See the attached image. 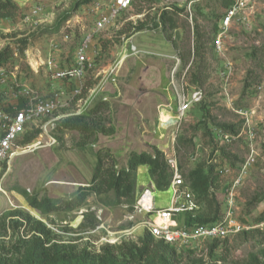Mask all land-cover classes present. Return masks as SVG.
Returning <instances> with one entry per match:
<instances>
[{"label":"rangeland","instance_id":"1","mask_svg":"<svg viewBox=\"0 0 264 264\" xmlns=\"http://www.w3.org/2000/svg\"><path fill=\"white\" fill-rule=\"evenodd\" d=\"M14 1L16 16L0 18V51L7 46L14 51L0 67L6 77L3 89L11 94L19 84L42 97L55 91L66 95L58 110L28 128L27 134L35 137L27 147L0 163V262L30 264V259L45 256L60 258V264H262L264 0H252L246 17L235 19L222 35L221 50L217 40L228 8L224 0H133L131 9L95 35L90 53L94 66L81 81L56 80L52 70L74 63L82 38L94 26L90 11L94 0ZM164 12L176 20V28L168 21L160 25ZM23 40L27 45L21 51ZM196 90L201 99L191 101ZM8 95L3 93V101ZM182 101L188 106L183 118L161 124L164 107L170 104L176 110ZM75 116L87 124V131L65 126ZM225 126H234V131ZM219 128L235 138L221 143L215 137ZM248 130L255 133L252 141ZM251 146L256 160L234 196L236 217L246 228L227 238L196 241L178 249L166 263L160 253L154 262L147 259L153 248L143 240L144 216L137 213L135 199L131 203L122 199L117 205L102 201L114 194L115 177L127 168L132 154L163 157L171 171L173 156L200 214L209 213L214 196L222 219L228 189L242 174ZM99 154L104 158L102 171L108 175L105 193L91 195L81 207L42 215L18 195L26 191L39 199L69 198L79 185L90 184ZM212 165H227L231 173L217 175L208 192L200 194L190 176L208 173ZM136 177L138 190L142 184L151 185L149 166H140ZM154 195L166 206L174 192L155 187ZM14 210L30 212L49 228L51 237L14 230L10 227Z\"/></svg>","mask_w":264,"mask_h":264},{"label":"built area","instance_id":"2","mask_svg":"<svg viewBox=\"0 0 264 264\" xmlns=\"http://www.w3.org/2000/svg\"><path fill=\"white\" fill-rule=\"evenodd\" d=\"M132 6L133 0H94L90 8L91 13L95 16L92 30L82 38V42L76 50L74 63L70 67L53 69L52 78L64 81H81L86 76L87 71L94 66L90 53L97 32L113 25L117 18L131 9ZM252 6V0H233L232 4L225 10L221 18L220 34L217 40L219 50L223 47L222 35L229 30L236 21L235 19H244L247 11ZM34 12L38 13L39 9L36 8ZM5 83L6 77L3 68H0V163L27 147V144L22 145L20 140L28 128L32 127L38 120L58 110L62 105L63 96L66 95L65 91H55L48 97H42L32 88L19 84L16 85V91H12L10 94L9 90L3 89ZM78 92L79 90L73 91L74 94ZM3 93L10 94L11 96L8 95L10 98H4L3 101ZM200 99L201 92L194 91L191 101H199ZM182 102L176 110L170 104L165 106V109L160 112L159 122L167 124L173 119L176 121L182 119L188 107L185 101ZM165 113L170 115L168 116ZM163 115H166V118H163ZM246 125L250 126L248 114H246ZM248 136L252 141L255 138V133L248 130ZM215 137L221 143L230 142L235 138L232 133L220 128L215 131ZM166 147H169V145L167 144ZM169 159V164L174 173L171 187L174 192L175 203L170 208H156L151 192L145 190L135 202L138 213L147 212L152 214L151 219L145 222V229H148L157 239H163L167 243L182 249L183 247H190L199 240L227 238L239 234L246 228L245 224L236 217L234 196L242 182L243 174L256 160L253 146H251V153L243 166L242 174L234 179L233 185L228 189L229 202L222 219L208 225L187 226L185 223L181 224L179 222L177 218L179 213L189 212L195 214L200 209V205L195 200L194 195L184 188V180L179 172L177 159L173 156ZM216 170L223 176L231 173V168L227 165H218ZM260 225H264V222H261Z\"/></svg>","mask_w":264,"mask_h":264},{"label":"trees","instance_id":"3","mask_svg":"<svg viewBox=\"0 0 264 264\" xmlns=\"http://www.w3.org/2000/svg\"><path fill=\"white\" fill-rule=\"evenodd\" d=\"M89 0H85L83 3ZM233 0H224L225 6H230ZM18 10V5L14 0H0V18H13L16 16ZM160 25L165 26L166 22L170 23L171 28H176V20L172 16H168L166 12L161 15ZM196 31V30H195ZM24 47L21 51H24V48L27 45L26 40H23ZM194 49L196 53L199 50V46L195 45ZM14 51L7 46L3 50L0 51V67L8 62L9 59L13 56ZM248 87V83L245 85L244 90ZM65 126L70 129H77L81 131H87L88 126L85 122L82 121L80 116L72 117L70 120L65 122ZM227 129L231 128L234 131V126H225ZM35 135H24L21 143H29ZM263 148H264V140H263ZM103 156L99 154L98 156V165L95 171V174L92 178V181L89 185H80L77 191L72 194L69 198H49L43 197L39 199L36 196H32L26 191H21V193L25 196L24 198L28 200L29 204L39 210L42 214H48L53 211H72L79 207H81L86 200L93 194L96 195H104L105 186L108 181L107 173H103L102 165H103ZM5 162V161H3ZM147 164L149 166V176L153 180L155 187L159 190H168L171 187V181L173 178V170L171 171L163 157L153 156L149 153H134L130 156L128 160V166L126 169H122L118 175L115 177L114 182V194L105 198L103 203L117 205L122 203V199L127 202H133L136 199V185H137V170L140 166ZM217 169L215 165H212L208 173H204L202 171L198 173H194L190 176V180L192 181V187L196 191H199L200 194H206L217 180V175L213 173V171ZM217 171V170H216ZM21 194V195H22ZM26 200V201H27ZM201 208V207H200ZM32 209V208H31ZM210 211L208 214H200V209L195 213L186 212L185 220L183 221L187 226H195V225H208L213 224L217 221H220V206L217 199L213 196L210 199ZM11 216L15 218H11L10 227L14 230H31L42 235L47 236V238L51 237V233L49 228L46 225L35 219L34 216L30 214L28 211L23 210H14L10 213ZM143 240L145 245L153 248V251L149 252V256L147 259H151L152 262L155 261V257L157 253L165 256V260H162L163 263H166L168 259L175 256L177 251H179L176 246L167 243L163 239H157L148 229L144 230ZM218 240V239H215ZM120 247V246H119ZM43 256V255H42ZM60 258L52 257V260H47L45 256L43 258L37 257L30 259V264H60ZM0 264H3L0 262ZM8 264V263H5ZM264 264V262H262Z\"/></svg>","mask_w":264,"mask_h":264},{"label":"crops","instance_id":"4","mask_svg":"<svg viewBox=\"0 0 264 264\" xmlns=\"http://www.w3.org/2000/svg\"><path fill=\"white\" fill-rule=\"evenodd\" d=\"M229 7V6H228ZM247 13H248V11H247ZM94 42H96L95 41V39H94ZM94 42H93V44H94ZM5 100V99H4ZM26 134V133H25ZM24 134V135H25ZM23 138H24V136L22 137V140H23ZM20 143H21V140H20ZM22 144V143H21ZM22 145H25V144H22ZM141 178H145L144 176L143 177H141ZM144 182H146V181H143V183ZM138 184L139 183H137V190H138ZM149 184H150V182H149ZM141 187H142V189H141V191L140 190H138V191H136L137 192V195H136V199H138V197L145 191V190H149L150 192H151V195L153 196V201H154V206L156 207V208H170V207H172L173 205H174V196H173V198H172V200H171V202L170 203H168L166 206H162L161 204H160V202H158V200L156 199V197H155V184H154V182H153V180H151V185H147L146 184V186H144L143 184L141 185ZM169 189H172V187H170ZM168 189V190H169ZM173 190V189H172ZM139 192V193H138ZM194 195V194H193ZM136 199H135V202H136ZM26 200V199H25ZM135 202H134V205H135ZM138 213V212H137ZM139 214H141V215H143L144 216V219H143V222L141 223L142 225L143 224H145V222H147L149 219H151V217H152V214L151 213H147V212H140ZM177 218L179 219V222L181 223V224H183L184 222V220H185V214L184 213H179L178 214V216H177Z\"/></svg>","mask_w":264,"mask_h":264},{"label":"bare ground","instance_id":"5","mask_svg":"<svg viewBox=\"0 0 264 264\" xmlns=\"http://www.w3.org/2000/svg\"><path fill=\"white\" fill-rule=\"evenodd\" d=\"M121 56V55H120ZM111 71V70H110ZM88 103V102H87ZM165 114H167L168 116L170 115L169 113H165ZM164 117L163 118H166V115H163ZM162 128V127H161ZM161 130V129H160ZM172 132V131H171ZM174 132V131H173ZM171 134V133H170ZM171 137H172V135H171ZM173 139V138H172ZM35 141H37V140H35ZM52 143V142H51ZM38 144V143H37ZM34 145V144H33ZM52 182V181H51ZM53 182H54V180H53ZM68 182V181H67ZM55 183H57V182H55ZM59 183V182H58ZM61 184V183H60ZM65 184V183H64ZM69 184V183H68ZM74 185H76V184H74ZM77 186V185H76ZM80 186V185H79ZM18 193V192H17ZM74 194V193H73ZM18 195H20V197H21V199L23 200V202L24 203H26L27 204V201L25 200V198H24V196L23 195H21L20 193H18ZM94 205V204H93ZM102 207V206H101ZM31 212L32 213H34V214H37L38 215V213H37V211L35 210V209H31ZM113 213V212H112ZM43 215V214H42Z\"/></svg>","mask_w":264,"mask_h":264}]
</instances>
